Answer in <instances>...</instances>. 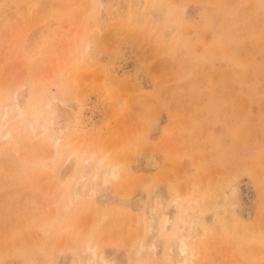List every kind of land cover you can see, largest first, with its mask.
I'll list each match as a JSON object with an SVG mask.
<instances>
[{
	"label": "rangeland",
	"instance_id": "obj_1",
	"mask_svg": "<svg viewBox=\"0 0 264 264\" xmlns=\"http://www.w3.org/2000/svg\"><path fill=\"white\" fill-rule=\"evenodd\" d=\"M0 264H264V0H0Z\"/></svg>",
	"mask_w": 264,
	"mask_h": 264
},
{
	"label": "bare ground",
	"instance_id": "obj_2",
	"mask_svg": "<svg viewBox=\"0 0 264 264\" xmlns=\"http://www.w3.org/2000/svg\"><path fill=\"white\" fill-rule=\"evenodd\" d=\"M41 131H42V130H41ZM45 133H46V129H45ZM150 156H151V155H150ZM142 157H144V155H143ZM155 158H156V157H155ZM102 160H103V159H100V161H98V164H96V166H95V167H92V168H94V169L96 170L98 167H100V163H101ZM148 163H149V165H151V166H156V165H157L156 161L153 160V159H151ZM84 165H85V164H84ZM86 165H87V164H86ZM90 165H91V164L89 163V166H90ZM82 166H83V165H82ZM81 168H83V167H81ZM87 168H88V167H85V168H84L85 170L82 169V170H81V171H82L81 174L84 175L83 172H85V171L87 170ZM89 169H90V168H89ZM89 169H88V170H89ZM88 170H87V171H88ZM87 171H86L87 174H85V175H88L89 172H87ZM111 171H112V170H107V174H109V175L111 174V175H112L113 172L111 173ZM105 184H107V183L105 182ZM108 184H109V183H108ZM165 226H166V225H165ZM163 228H164V226H163ZM165 228H166V227H165ZM181 240H182V238H181ZM181 242H182V241H181ZM183 242H184V239H183ZM177 247H178V246H177ZM178 249H179V247L176 249L177 252H179ZM172 251H173V250H172ZM170 252H171V251H170ZM174 252H175V251H174ZM185 252H186L185 248L182 247L180 253L185 254ZM169 255H170V254H169Z\"/></svg>",
	"mask_w": 264,
	"mask_h": 264
}]
</instances>
